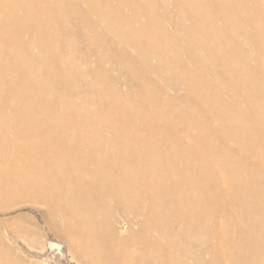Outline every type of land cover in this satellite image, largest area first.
Instances as JSON below:
<instances>
[{
    "label": "bare ground",
    "instance_id": "obj_1",
    "mask_svg": "<svg viewBox=\"0 0 264 264\" xmlns=\"http://www.w3.org/2000/svg\"><path fill=\"white\" fill-rule=\"evenodd\" d=\"M177 1L193 21L187 25L186 16L180 20L179 30L185 33V38L180 36L181 34L167 33L164 16L158 18V14L154 12H148V15L151 12L154 16L144 17L155 26L161 27L162 32L159 33L153 31L155 26L152 30L140 29L139 26L137 29L139 23L135 24L140 22V19L135 11V16L133 15L130 4V17H134L127 21L121 19L119 12L111 10L109 6L99 9L103 3L98 5L91 1L95 6L93 9L90 8L92 4L87 1L90 4L87 11L91 10L90 18L94 22L86 21L88 28L85 31L90 32L91 38H100L107 32H102L101 35L100 31L103 29L113 30V35L123 41L121 43L140 49L138 59L144 62L146 71L144 67L141 71L143 73H139L137 69V75H153L154 79H158L161 88H165L167 81L169 85L176 87L185 86L190 91L189 98L192 100L177 101L179 97L169 96L167 99V96L160 93L154 94L149 86V90L143 88V85L140 87L145 89L143 91L149 101L145 107L143 102L141 108L135 109L116 89L106 87L108 80L105 83L102 77H98L97 80L89 81V85L94 92L104 96L109 111L94 113L87 109L86 104H78L70 99L62 98L54 102L49 94L52 87L47 82L46 67L51 64L47 63L48 60H52L57 66L55 68L74 67L76 71L82 69V63L76 62L74 57L73 61L69 53L70 57L68 55L60 59L58 56L62 46L57 47L51 24H54L52 19H61V13L55 15L52 12L55 9L51 8L47 13L52 18L43 20L38 18L37 14L34 15L37 10L35 5L39 0H18L12 8L5 7L0 0V54L4 56L3 60L6 57L10 62V68L8 66L7 70L0 67V86L4 88L6 83V86H13L15 81H18L17 86H20L10 88L11 91L5 98H2L3 90L0 89V102L3 99L4 105L0 107V201L16 199L20 202L24 195L43 197L46 210L54 219L59 220L60 226L67 232L65 238L75 247L80 245L79 242H83L84 249L79 250L77 256L82 264H108L115 258H118V264H191L188 259L190 250L185 248V242H194L196 239L199 241L203 236L206 239L209 237L207 240L210 242L214 238H220L232 244L226 258H221L223 264H264V183L258 177L259 174L264 175V145L258 143V137L264 136V106L259 102L264 99V80L263 75L259 76L260 72L257 76L255 68L253 70V66L257 64L250 63L252 67L248 65L249 57L243 52L244 47H253L257 51L256 54L259 53L258 60L263 64L261 67L264 70V0H209L211 5L216 7L214 10L210 5L204 4V0ZM70 3L71 6L73 3ZM53 4L55 5L54 1ZM134 8L137 10V6ZM21 9L28 12L25 18L15 16L9 19L10 14L14 16L15 12ZM60 10L57 12H61ZM128 10L125 12L129 16ZM86 20H89L88 15ZM57 27L55 30L59 28ZM100 28L102 30H99ZM62 29L61 31H65ZM13 30H17L18 35L24 30H30V34H27L30 35L31 42H22L15 36L6 42L7 33ZM99 34L101 36H98ZM42 41H48L49 46L42 53H39V49L38 53H35L37 43ZM90 42L92 43V39ZM96 46L98 47V43ZM52 56H55L54 60ZM100 56L98 55V58ZM102 57L103 60L104 56ZM152 58H157L159 64H152ZM126 63L131 66L130 71L132 63L129 60ZM21 64H24L23 68ZM59 73L61 71L56 74ZM79 76V80L87 78L81 71ZM69 78L65 77L63 80L68 83L71 81ZM155 85L158 86L157 83ZM39 88L45 91L40 92ZM66 91L64 95L68 97L79 96L71 89ZM38 98L45 104L33 102ZM51 98L55 104L53 106H50ZM135 98L132 96L130 99ZM236 98L244 100L250 110H257L256 114L259 115L254 118L256 120L253 123L242 117L244 113L241 117L245 121L237 117L240 110L238 103L237 106L233 104L238 101ZM142 99L139 98L141 101ZM234 99L236 100L233 102ZM132 102L136 104L134 100ZM11 110L22 111V115L26 116L10 120L6 113ZM56 111H61L62 115L58 117ZM32 114L34 117H31ZM134 116L136 120L129 119ZM106 121H120L124 127L120 128L119 132L114 130L113 133V128ZM194 129L197 130L195 133ZM205 129L217 130L219 134L205 135ZM134 130H147L146 133L149 132L150 135L144 134L143 131L135 133ZM11 132L14 133L13 136H10ZM20 142L23 148L7 149V145L13 146ZM230 142L236 143L238 149L234 151L228 147ZM135 144H141L142 147H136ZM237 152L252 156L256 161L251 170L243 175L239 172L244 161L239 162L231 158ZM148 159L159 162L148 165ZM70 161L75 164H70ZM83 176L92 180V193L89 194L97 196L103 202L101 214L106 217L104 223L108 224L107 228L109 225L115 226L117 221L114 217H109L113 212L110 207L112 200L117 202L116 207L123 208V211L128 208V211L131 209L136 215L139 214L138 216L145 215L143 226L140 223L142 230L138 231L139 234L133 241L139 239L138 242L149 244L148 250H141L136 258H132L125 254V251L132 247V239L130 242L127 240L130 238L125 239L118 234L119 230L112 229L109 234L105 231L108 235L103 236L105 239L102 241L99 231L101 221L99 222L94 210H82L76 203L64 204L66 200L63 195L68 192H75L79 197L87 195L84 192L78 193L79 181L76 186L71 185V181L79 180ZM172 180H177V183L174 184ZM212 182L219 183L218 186L228 182L230 187L218 188L215 184L217 189L210 186ZM239 196L249 200L248 207L254 210L248 219L240 217L243 216L241 212L247 208L238 212L232 210L235 206L228 202L235 201ZM225 198L229 200L226 202ZM32 199L31 202H34ZM164 206L173 214L162 215ZM221 209L226 210V217L218 226L215 222L218 215H215ZM7 210L8 207L1 209L0 206V213ZM171 222H183L186 225V229L183 227V242L178 241L179 234L170 230L171 227L167 228ZM235 225L240 226L243 232L241 236L230 235L228 228L231 229ZM117 226L116 229H119ZM81 229L87 230L83 236H80ZM126 229L124 228V231ZM3 232L0 229V240ZM206 245L211 252L208 264H220L218 247L208 241ZM96 249L106 250L107 255L101 251L94 253ZM191 255L195 260L204 256L199 251H191Z\"/></svg>",
    "mask_w": 264,
    "mask_h": 264
},
{
    "label": "rangeland",
    "instance_id": "obj_2",
    "mask_svg": "<svg viewBox=\"0 0 264 264\" xmlns=\"http://www.w3.org/2000/svg\"><path fill=\"white\" fill-rule=\"evenodd\" d=\"M2 1H3V5L5 7H8V8H12L13 6H16L15 4L18 3V0H2ZM53 1L55 2V5H57V6H55L53 4ZM70 1L71 0H39V2L35 5V10H36V7H37V10L36 11L34 10L35 12L33 11L34 15L37 14V17L39 16L38 18H42L43 20L44 19L47 20V19L52 18L51 15L49 16V14L47 13L48 10L51 9V8L55 9V10L52 11V12L55 13V15L57 13L58 14L61 13L60 14V18L61 19L60 20H59V18L58 19H52V20H54L53 21L54 24L53 23L51 24L52 25L53 34H54L53 35L54 36L53 39L55 38L54 41L56 42L57 47H61L62 46L61 50H59V55L58 56H60L59 58L61 59V57L63 58L64 56H68L70 54L72 59H73V57L76 59V60L73 59V61L75 60L76 62L78 61V62L82 63V69H80V71L82 72V74L87 75V78H85V79L80 78V80H79L80 71H78V70L76 71L74 67H69L70 69L69 68H65L64 69L62 67L55 68L56 65H54L52 60L51 61L48 60L47 63L48 64L51 63V64L47 65V67H46L47 68L46 75H47V82L49 84H51V87H52V91L50 89L51 92L49 94L53 98L54 102H56V100H59V99H62V98L64 100H69L70 99L71 101H75L78 104H86L87 107H88L87 109L89 111H91V112L95 113V112H100L101 111L102 113H106L107 111H109L108 110L109 107L106 105L107 104L106 103L107 100L104 98V96L102 94H99L98 92H94L92 90L91 86L89 85V81L97 80L98 77H102L103 81L105 83L109 81V84L106 83V87L109 86V87H112V88L116 89L123 97L126 98V101L128 102V104H130V102H131L132 106L135 109L136 108H141V105H143V104H144L143 106L145 107L147 105L146 103H148V101H149L148 100L149 98L147 96H145V93L143 91L145 89L141 88V87H143V85H145L143 88H145V87H146V89L151 88L150 90H152V92H154V94L160 93V94H162L164 96H167L166 97L167 99H168V96H169V97H177V98L179 97V99H177V101L178 100L179 101L180 100H182V101L191 100L189 98L190 91L185 86L181 85L179 87H176V86L171 85V84L169 85L168 84L169 81H167L165 88H161L160 83L158 82V79H154L153 75L151 77H150V75L148 76V74H141L140 76L137 75L136 74V70L137 69L139 70V73H143V72H141L143 67H144V71H146L145 70V66H144V62L142 63V60L138 59L139 58V54H140L138 52H140V49H137V47L135 48V46H127L124 43H121L123 41L113 35V33H112L113 30H108V29L107 30L106 29L102 30V28H100L99 30H102V31H100L101 35H102V32H105V31H107L109 34L107 32L103 33L102 36L99 34L98 36H101L100 37L101 39L100 38L96 39L97 38L96 37L95 38L96 41H95V39L91 38L92 36L89 35L90 32L89 33L86 32L87 31L86 29L88 28L86 26V25H88L87 22H92V23L94 22L92 20V18H90L91 17V10H90V12H88L89 11V8H88L89 6L88 5L92 4L91 6H94L93 5L94 3H98V5L101 3L100 5H102V3H103L102 7L99 8V9H103V8L105 9L106 7L109 6V8H111V10H113V11L115 10L116 12L117 11L119 12V14H120L119 17L121 19H124V20H127V21L131 20L135 16V14H134V11H135V13H137L136 16H138V18L140 19V20L138 19L140 22H136V24H135V25H137L139 23L136 26L137 29L140 28V29H144V30H146V29H151L152 30L155 25L153 23L149 22L147 18L150 17V15L154 16V14H158V18H162V16H164V21L166 22L165 23V28H166L167 33L168 32L169 33H175V34H178V35L181 34L180 36L185 38L186 37L185 33L182 32V31L180 32V30H179L180 29V27H179L180 26V20L183 17L186 16V21L188 22V23L186 22L187 25L189 23L191 24L193 21L189 18V15H188V12H186V9L180 3H178L177 0H112V1L111 0H104V1L103 0H101V1L100 0H89L90 4L87 2L88 0H86V2L88 4L84 0H81V2L78 1V0H75V1L73 0L71 2V3H73L71 6L69 5ZM77 1H78V3H77ZM91 1L94 2V3H92ZM99 1H100V3H99ZM56 2H57V4H56ZM74 2L77 5H75ZM203 2H204V4L210 5L213 10L216 9V7L211 5L209 0H204ZM61 3H62V5H61ZM129 4H130L131 10H132L131 12L134 15V16L131 15V17H130V14H132V13L130 12V10H128L130 8ZM135 5L137 6V10H135L136 8H134V7H136ZM73 6H75V8ZM91 6H90V8H93V9L95 8V6L94 7H91ZM58 7H59V9H57ZM112 8H114V9H112ZM123 8H125V9H123ZM133 8H134V10H133ZM140 8H142V9H140ZM44 9L46 11H43ZM56 9L57 10L62 9V11L60 10L61 12H59V11L57 12ZM73 10H74L75 13L73 12ZM126 10H128L130 12L129 16L126 15V12H125ZM140 10H143V12L140 11ZM149 11H151L152 13L154 12V14L152 15V13L150 12V15H148ZM83 12H85L87 14L84 13V15H81V14H83ZM93 12H94V10H93ZM89 13H90V15H89ZM15 14L16 15H14V16H12L10 14V18L9 19H13L15 16H20L21 18H25V15H28V12L25 11L24 9H21L19 11H16ZM38 14H40V15H38ZM72 14H74V15H72ZM75 15H77V16H75ZM80 15H81V17H80ZM87 15H88V19L89 20H86L87 19ZM125 15L128 16V17H126ZM144 15H145V17H147V16L148 17L145 18ZM180 15H181V17H180ZM41 16H43V17H41ZM78 16H79V18H78ZM155 17H157V16H155ZM144 18H145L146 22L144 21ZM165 18H167V19H165ZM142 19H143L144 22L142 21ZM147 21L149 23H147ZM55 23H56V25H55ZM98 25H99V23L96 24V26H98ZM138 26H139V28H138ZM56 27L58 29H60V30H58V29L55 30ZM60 27L64 28L65 31H61L62 28H60ZM1 30L2 29H0V32H1ZM153 31L159 33V32H162V29H161L160 26L156 25L155 28L153 29ZM27 32L30 34V30L29 31L28 30L27 31L24 30L19 35L17 34L18 33L17 30L9 31L7 33V35H6V37L7 38L10 37V38L9 39L6 38L5 40H6V42H8V41L11 40L12 37L14 38V36H15V38L18 37L17 40L29 43V42H31V37H30V35L28 36ZM93 32L94 31H91V33H93ZM112 36H113V38H112ZM90 38L92 39V43L90 42L91 41ZM109 38L112 39V40H110ZM102 40H104V41H102ZM116 41H118L119 43H117ZM144 41H145L144 43L147 42L145 38H144ZM74 42H75V44H74ZM106 42H107V44H106ZM90 43L93 44V45H91ZM94 43H96V44L98 43V47ZM99 43H102V44H99ZM37 44L38 45H37V48H35V53H38L37 52L38 49H39L38 50L39 53H42V51L44 49H47V47L49 46L50 43L48 41H46V42L42 41V42H39ZM64 44H66L67 47ZM121 44H123V45H121ZM68 46H69V48H68ZM106 46H107V48H105ZM122 48H124V49H122ZM243 52L245 54H247L248 57H249L248 61H247L248 65H250V63H251V65L255 64V63L257 64L256 65L257 67L253 66V70L255 68L254 72H256V75L257 74L259 75L261 73L259 76L262 77V75H263L262 78L264 80V72H263L264 70L261 67L263 64L259 63L260 61L258 60L259 59L258 58L259 53L257 55L256 54L257 51L254 50V48L251 47V46L244 47L243 48ZM118 53H122V54H118ZM70 55L68 57H70ZM98 55L99 56L100 55L104 56V59L102 60L101 58H103V57L100 56L99 57L101 59L100 60L98 58ZM120 55H122L124 58H122V56H120ZM127 56H129V57L127 58ZM54 57L55 56H52V59ZM125 57L127 59H125ZM3 58H4V56L2 54H0V62L2 64V65L0 64V67H3L4 70H7L8 66L10 68V62L8 60H6V57H5L4 60H3ZM120 58H122V59H120ZM49 59H51V58H49ZM123 59H124V61H122ZM128 60L132 63V69L130 71H129V68L131 66H129V64L126 63ZM4 61H5V63H4ZM154 63H156V65L159 64V60L157 58H152V64H154ZM124 64H126V65L124 66ZM23 65L24 64H21L22 68L24 67ZM125 67H126V69H125ZM259 67H260L261 70L259 69ZM59 70L61 71V73H59L57 75L56 73L60 72ZM210 72H211V70H210ZM132 73H134V74H132ZM60 74H61V77H59ZM135 74H136V76H135ZM57 76H58V78H57ZM65 77H70L71 81L66 83L63 80V79H65ZM74 77H75V79H74ZM70 78H69V80H70ZM153 79L155 80V82H154ZM57 80H58L59 83L57 82ZM140 83H143V84L140 85ZM153 83H154V85H153ZM155 83H157L158 86L155 85ZM12 84H13V86H9V85L6 86L7 85V83H6L4 88H1L3 86H0L1 91L3 90L2 91V98H5L7 96V94L9 93V91H11V89L13 87H14V89H15V87H20V86H17L18 85V81L17 82L15 81ZM57 84H58V86H57ZM147 86H149V87L147 88ZM7 87H9V88H7ZM68 89H71L72 91H76V93L79 94V96H77V97L76 96L68 97V96L64 95V91H65V93H67L66 90H68ZM140 89H142V91ZM38 91L41 92V91H45V90L43 88H39ZM138 91H140V93H138ZM136 93H138V94H136ZM142 93H144V94H142ZM139 95H141V96H139ZM132 96H134L136 98L135 99H130ZM52 98H51V102L52 103L50 104V106L51 105L52 106L55 105L53 100H52ZM139 98L140 99L143 98L142 101L139 100ZM236 99L238 101L236 103H233V104H236V106H237V103H238L237 107L240 110L237 113V117L241 118L242 120L244 118L245 119L248 118L249 120H247V121H249V122L252 121V123H253L256 120V119L254 120V118H256V116L258 118V115H259V114L258 115L256 114L257 110L255 112L253 110H250V108L248 107L247 103L244 100H241L240 98H236ZM236 99H234L233 102ZM2 100L3 99H1L2 103L0 102V107L4 106V105H2L3 104ZM36 100H33V102H35V103L38 102L39 105L45 104V102H43V100H40L39 98L36 99ZM133 100L136 102L137 105L134 102H132ZM261 100L264 101V99H260L259 102H261V104L260 103L259 104L261 106H264V102L261 101ZM137 101L141 102V104H139ZM190 102H192V100ZM262 103H263V105H262ZM245 110H247V111H245ZM11 111L13 113H10ZM11 111H8L10 114L8 112L6 113V114H8L7 118H9L10 120H18V119H22V118H24V116H26V115H22L23 114L22 111H18V110H16V111L15 110L14 111L11 110ZM249 111H251V112H249ZM252 111H253V113H252ZM19 113H20L21 116H19ZM243 113H244V115H243ZM249 113H251V114H249ZM260 113H262V111ZM56 115L59 117V116L62 115V112L61 111H56ZM249 115H251V117L252 116L253 117L251 118ZM198 116H200V115H198ZM241 116L244 117V118H242ZM31 117H34V115L32 114ZM129 119L136 120L137 118L134 116V117H129ZM245 119H244V121H245ZM106 123L108 125H110V127L113 128L112 131H111L113 133H115L114 130L117 129V132H119L120 131L119 129L124 127L123 122L121 123L120 121H106ZM11 126H14V125H11ZM14 127L16 128V126H14ZM142 131H143L144 134L150 135L149 132L146 133L147 130H141V131H139V130L135 131L134 130L135 133H141ZM193 131L195 133L197 130L194 129ZM12 134H14V133L11 132L10 136H13ZM204 134L208 135V136L209 135L216 136L219 133L217 132V130L210 131V130L205 129ZM22 142L16 143L13 146L10 145L11 147L9 145H7L8 146L7 149L16 150V148L17 149L23 148L24 146H21ZM258 143L260 145H264V136H262L261 138L258 137ZM136 145H138V147H142L141 144L140 145L139 144H135V146ZM227 146L230 147L234 151L238 149L237 144L233 143V142H230L229 144H227ZM231 158L233 160L239 161V162L244 161L243 167L240 168V172H239L240 175H243V174L247 173L249 170H251L252 164L254 162H256L255 158H253L252 156H247L243 152H240V153L237 152L236 154L234 153ZM158 162L159 161H156L155 159L154 160L148 159L146 161V164L154 165L155 163H158ZM69 163L73 164V165L75 164V162H73V161H70ZM205 168L207 169V167H205ZM220 177H223V176H220ZM258 177H259V180L264 183V175L259 174ZM78 181H79L80 185H77ZM172 181H173L174 184L177 183V180H172ZM91 183H92V180H90V178H88V176H86V177L83 176V177H80L79 180L74 179L73 181H71V185L72 186H76V185L78 187L80 186L78 188V190H77L79 194L84 192V193H87V195L84 194V197H82V196L79 197L75 192H68L67 194L63 195V197L66 200L64 202V204L66 202L68 204L76 203V204L79 205V207L82 208V210L85 209V208H91L92 212L94 210L95 214H96V217L98 218L99 222L101 221L100 222L101 223V227H100L99 231H100V234H101L102 241H103V239H105L104 238V237H106L105 235L109 234L108 233L109 231L111 233L112 229L113 230H119L120 232L118 231L119 232L118 234L122 238H125V237L126 238H130V239H127L130 242H131V239H132V242H131L132 243V247L125 251V254L131 256L132 258H134V257L136 258L138 253L141 250H144V249L148 250L149 249L148 248L149 244L140 243V242H138L139 239L137 241L135 240L136 239L135 238L136 235L139 234V232H141L140 230H142V227H140V223H141V226H143L144 219H146V218H144L145 215L141 214V216H138L139 214L136 215L135 213H133V210L130 209L128 211V208H124L125 210L123 211V208L122 209L121 208H117L118 207L117 202H113L114 200H112L110 202V207L113 210V212L109 214V217L112 216L111 218L114 217L115 221L117 220L115 224L119 226V227L117 226L119 229H116V227H115L116 225L115 224H114L115 226L109 225V228H107L108 224L104 223V221H105L104 219H106V217L104 218V215L101 214L102 210L104 208L103 202L97 196L89 194L91 192V189H92V186H91L92 184ZM226 183H224V185L221 184L222 186H218V185H220L219 183L217 184V182H212L210 186L215 187V188H217V186H218V188L219 187H221V188L222 187L223 188L224 187H226V188L230 187L229 183L228 182H226ZM215 184H217V186ZM225 184H226V186H225ZM213 185H215V186H213ZM29 196L30 195H27V196L24 195L22 201L19 200L20 202H17L18 200L16 201V199H13V200L10 199V200H7V201L6 200L0 201L1 209H5L6 207H8V209H9V210L5 211L4 213H2V212L0 213V229H1L2 232L4 231L3 232L4 234L1 233L3 238L1 237V240H0V250L2 251V252L0 251V255L3 256V257L0 256V264H3V263L4 264H82V262L77 258V256L79 254V250L82 251L84 249L83 242H79L80 245H78L77 247L73 246L70 243V241H68L65 238L67 232H65L62 229V227L60 226L59 220L58 219H54L49 214V212L46 210L47 207L45 205L44 198L41 197V196H37V197L36 196L35 197H33V196L29 197ZM21 198H19V199H21ZM24 198H26V199H24ZM30 198L31 199L33 198L32 201H34V202H31ZM28 199H30V201ZM156 199H159V198H156ZM38 200H40V201H38ZM225 200L227 202L229 199L225 198ZM234 200L235 201H233V200H229L228 201L231 204H234L233 206H235V208H234L231 205L234 208L232 210L241 212L242 209L247 208L245 210L246 212L245 211L241 212V214L243 216H240V217H243L244 219L245 218L248 219L252 215V213L254 211L252 208L250 209V207H248V202H250V201L245 199V197H241V196H239L238 198H236ZM43 201H44V203H43ZM130 202L132 203L134 201H130ZM134 203H136V202H134ZM116 205H117V207H116ZM19 206H21V207H19ZM142 206H143V204H141V207ZM114 207H116V208H114ZM170 211L166 208V206H164V212L162 213V215L163 214L164 215H166V214L168 215V213H170ZM170 214H173V213H170ZM115 215H118V216L115 217ZM215 217L217 219V220H215L216 224L218 225L219 222L221 224V222L224 221V219L226 217V210L225 209L219 210L216 213ZM142 218H143V220H142ZM173 224H175V226ZM184 225L185 224H183V222H174V223L171 222L170 226L167 225V228L171 227L170 230L174 231V233H176L177 235L179 234V236H177L178 241L182 240V242H183L184 238H183V234L182 233H185L184 229H186L185 228L186 225H185V227H184ZM129 226H131V227H129ZM183 227H184V229H183ZM236 227H237V229H235ZM124 228L125 229L127 228V229L124 231ZM18 229H19V231H18ZM25 229H27V230L25 231ZM131 229H132L133 233H131ZM232 229H234L235 231L232 230ZM182 230H183V232H182ZM228 230L230 232V235L232 234L233 237L234 236L235 237L241 236L242 233H243L241 231V229H240V226H238V225L232 226L231 229L228 228ZM8 231H9V233H8ZM86 231L87 230L83 231L81 229L80 232H82V234L80 233L81 234L80 236H83L86 233ZM105 231L108 234H106ZM175 231H177L178 233L175 232ZM11 232L12 233L14 232L13 235H12ZM179 232H181V233H179ZM123 233H125L124 236L121 235ZM18 234H20V235H18ZM15 236H17L18 238H16ZM133 238H135L134 239L135 241H133ZM203 238H205V240H203ZM207 239H209V237H207ZM207 239H206V237L203 236L201 239H199V241H196L197 240L196 239L194 242H190V243L185 242V244H186L185 248L190 250V253H188V259H189L191 264H196V263L197 264L198 263L201 264L202 262L204 264L205 263H207V264L210 263V260H211L210 253L211 252H209V249L206 248L207 241L209 243L214 244L216 247H218V249L220 251V256H221L220 260H221V258L222 259L224 257L226 258V253L229 250H231L229 248H232V244H229L228 242H225L224 240H220V238L219 239L216 238L217 240L215 238L214 239L211 238L213 240L211 242L209 240H207ZM215 242H217V243H215ZM194 243H197V244H194ZM203 245H204V247H202ZM191 246H194V247H191ZM199 246H201V248ZM227 246H229V247H227ZM196 248H198V250ZM203 248L205 250H207V249L208 250L204 251ZM200 249L201 250L203 249V250L201 251ZM100 251L103 252L102 254L107 255V251L106 250L102 251L100 249H96L94 251V253H99ZM191 251H193V252L199 251L201 253V255H204V256H200V258L198 259L199 260V262H198V260H195V258H193V256L191 255ZM4 256L5 257L8 256V257L5 258ZM206 258H208V259H206ZM263 258H264V256H263ZM117 259L118 258H115L112 263L108 262V264H118L119 260H117ZM192 260L195 261V263ZM262 261L264 263V259ZM220 264H223L222 260H221Z\"/></svg>",
    "mask_w": 264,
    "mask_h": 264
}]
</instances>
